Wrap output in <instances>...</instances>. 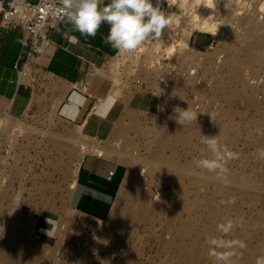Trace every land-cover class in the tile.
<instances>
[{"label":"rangeland","instance_id":"obj_1","mask_svg":"<svg viewBox=\"0 0 264 264\" xmlns=\"http://www.w3.org/2000/svg\"><path fill=\"white\" fill-rule=\"evenodd\" d=\"M237 1L220 0L215 10L224 35L193 31L184 49L178 42L192 19L167 6L174 21L162 40L89 73L85 93L123 105L110 138L97 142L105 152L59 116L57 101L37 93L19 113L0 101V264H218L224 250L210 237L245 243L231 249V264L264 256V0ZM192 35L210 40L196 46ZM176 107L197 111L196 122L184 128L168 119ZM201 134L237 154L226 177L196 167ZM89 151L126 166L101 222L68 206ZM229 220L224 234L218 225Z\"/></svg>","mask_w":264,"mask_h":264},{"label":"crops","instance_id":"obj_2","mask_svg":"<svg viewBox=\"0 0 264 264\" xmlns=\"http://www.w3.org/2000/svg\"><path fill=\"white\" fill-rule=\"evenodd\" d=\"M155 6L156 0H152ZM110 3L103 0L101 7ZM166 11V3L162 2ZM109 25L103 23L92 37L82 34L68 21L60 23L50 35L52 44L32 59L25 75L22 35L0 21V101L11 102L17 113L36 94L57 101L56 111L61 118L73 123L94 145L106 142L123 105L113 95L95 100L82 90L85 76L101 68L117 56L106 43ZM208 36H193L190 42L205 47ZM102 122V123H101ZM99 142V143H97ZM126 174V166L107 156L89 151L75 170L68 198L71 212L101 222L112 212L117 194Z\"/></svg>","mask_w":264,"mask_h":264},{"label":"clouds","instance_id":"obj_3","mask_svg":"<svg viewBox=\"0 0 264 264\" xmlns=\"http://www.w3.org/2000/svg\"><path fill=\"white\" fill-rule=\"evenodd\" d=\"M163 0H110L106 6L101 7L103 0H62L67 17L75 29L94 37L103 23L109 25L106 43L117 53L134 52L150 40H162L164 30L171 29L172 15L162 8ZM168 4V0H166ZM217 5L218 0H213ZM171 6V4H168ZM205 7L209 8L207 5ZM212 9V8H210ZM163 111V108H161ZM168 119H174L184 128L196 122L198 112L188 107H176ZM201 144L204 158L198 159L196 167L215 174L217 178H224L229 173L228 162L236 159L237 154L222 144L218 136H205L201 134ZM259 157L264 159V149H260ZM219 230L227 234L233 228V222L227 221L218 225ZM4 230V229H3ZM2 238V237H0ZM208 244L224 251L215 253L218 264H231L235 246L246 247L243 241H232L216 237L208 238ZM255 264H264V256L257 257Z\"/></svg>","mask_w":264,"mask_h":264},{"label":"built area","instance_id":"obj_4","mask_svg":"<svg viewBox=\"0 0 264 264\" xmlns=\"http://www.w3.org/2000/svg\"><path fill=\"white\" fill-rule=\"evenodd\" d=\"M0 21L9 28L17 29L22 35V75L28 71L32 59L43 54L52 44L50 35L57 26L62 22H70L62 0H0ZM211 46L209 44L208 48Z\"/></svg>","mask_w":264,"mask_h":264},{"label":"bare ground","instance_id":"obj_5","mask_svg":"<svg viewBox=\"0 0 264 264\" xmlns=\"http://www.w3.org/2000/svg\"><path fill=\"white\" fill-rule=\"evenodd\" d=\"M163 1L165 3H167L166 0H163ZM239 2L237 1V3H239ZM220 3H221L220 0H218L217 5L214 4L213 0H168V4H171V6H174V8L181 7L182 9L187 11V13L190 14L189 16H190V18L192 19V22H193L192 24H190L192 26H189L190 27L189 30L186 31L187 33L184 36H182L183 38L179 39L181 41L178 40L179 41L178 42V46L179 47L180 46L183 47L182 49H184V47L188 48V42L187 41H188V39H189V37H190V35H191V33L193 31H196V32H199V33H208V34L213 35V36H221L223 34L222 30L220 28L221 27L220 26V22L216 21L215 15H214L215 10L217 8H219ZM168 4H167V6H169ZM204 5H207L209 8L205 7ZM236 5H238V4H236ZM242 7H243V5H242ZM210 8H212V9H210ZM177 9H179V8H177ZM250 25H251V22H250ZM173 47H174V45L170 44L168 47H166L165 50H167L168 53H169V52L173 51ZM167 51H165V52H167ZM98 96H99V99H100L102 96L104 97V94H99ZM101 152L103 153V151H101ZM102 153H100V154H102ZM130 190L132 192L136 191V189L130 188L128 190V192ZM130 192H129V194H130ZM122 197H123V194L121 193L120 194V200H121ZM129 199H130V195H129ZM128 203H129V200H128ZM128 203H127V205H128ZM4 245H6V247L8 249L9 242L6 241ZM8 256H9L8 252L6 251L5 257H8Z\"/></svg>","mask_w":264,"mask_h":264}]
</instances>
